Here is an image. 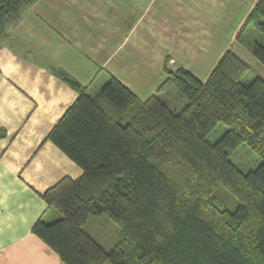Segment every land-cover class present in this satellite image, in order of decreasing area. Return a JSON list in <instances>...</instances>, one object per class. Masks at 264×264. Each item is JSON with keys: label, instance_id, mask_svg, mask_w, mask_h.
I'll return each mask as SVG.
<instances>
[{"label": "trees", "instance_id": "16d2710c", "mask_svg": "<svg viewBox=\"0 0 264 264\" xmlns=\"http://www.w3.org/2000/svg\"><path fill=\"white\" fill-rule=\"evenodd\" d=\"M32 1L0 0V29ZM237 38L264 66V0ZM247 70L228 49L206 80L167 69L143 101L115 77L89 95L60 71L78 95L47 138L83 174L43 192L60 216L32 232L64 264H264V79L242 82ZM171 88L186 100L179 111L161 98ZM240 144L259 157L254 168L231 161ZM100 214L120 228L110 251L83 229Z\"/></svg>", "mask_w": 264, "mask_h": 264}, {"label": "crops", "instance_id": "0c3cea01", "mask_svg": "<svg viewBox=\"0 0 264 264\" xmlns=\"http://www.w3.org/2000/svg\"><path fill=\"white\" fill-rule=\"evenodd\" d=\"M257 0H33L0 29V264H64L32 232L43 192L83 170L47 135L78 93L115 77L143 101L185 68L204 81ZM244 44V45H243ZM246 62V61H245ZM93 92V93H89Z\"/></svg>", "mask_w": 264, "mask_h": 264}, {"label": "rangeland", "instance_id": "374dc122", "mask_svg": "<svg viewBox=\"0 0 264 264\" xmlns=\"http://www.w3.org/2000/svg\"><path fill=\"white\" fill-rule=\"evenodd\" d=\"M245 44V43H244ZM243 44V45H244ZM243 58L248 65L247 72L241 77V81L244 83L249 82L254 77H260L264 79V66L259 63L250 53H244ZM89 93H93L90 92ZM162 100L174 111H179L186 103L185 98L174 88L169 89L165 93L161 94ZM225 125L218 123L208 134L207 140L214 142L224 132ZM230 159L234 163H242L249 169L254 168L258 162L259 157L254 151L249 149L245 144H240L230 155ZM52 208V207H51ZM54 216H46L45 220L51 222L57 219L60 214L54 208H52ZM83 229L106 251H110L115 247L120 239L119 225L106 214L89 215L86 222L83 224Z\"/></svg>", "mask_w": 264, "mask_h": 264}]
</instances>
